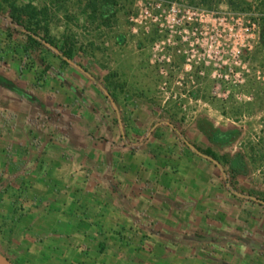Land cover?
Returning a JSON list of instances; mask_svg holds the SVG:
<instances>
[{
    "label": "rangeland",
    "instance_id": "1",
    "mask_svg": "<svg viewBox=\"0 0 264 264\" xmlns=\"http://www.w3.org/2000/svg\"><path fill=\"white\" fill-rule=\"evenodd\" d=\"M17 4L45 11L51 37L59 47L70 45L74 62L114 99L112 104L78 68L44 50L42 57L62 74L67 86L63 90L40 62L25 58L21 36L9 37L6 20L0 17V67L12 71L30 92L31 136L42 134L64 143L65 136L77 129H85L96 142L111 135L110 144L98 149L115 150L117 155L104 163L114 190L137 175L142 189L152 194L154 184L162 181L165 199L181 202L190 212L187 221L174 229L183 231L193 244L202 243V225L212 219L228 224L234 235L256 246L264 233V205L232 196L222 169L183 143L170 125L192 146L211 145L219 156L233 162L234 157L242 159L245 167L237 188L264 201V0H18ZM3 8L9 10L7 4ZM5 84L18 92L17 85ZM67 84L78 89L73 93L76 98ZM35 97L41 105H36ZM215 130L228 137L226 142H210ZM78 144L85 146L83 141ZM36 168L31 165V171ZM175 186L183 198L170 194ZM15 211L0 220V251L15 264H151V249L142 246L149 238L144 232L156 236L170 226L164 218L154 223L144 217L132 226L135 230L126 232L127 245L105 234L66 239L68 248L57 252L54 238L45 242L28 232L23 211ZM147 211L144 208V215H149ZM138 230L143 234L135 237ZM135 241H140L138 246Z\"/></svg>",
    "mask_w": 264,
    "mask_h": 264
},
{
    "label": "crops",
    "instance_id": "2",
    "mask_svg": "<svg viewBox=\"0 0 264 264\" xmlns=\"http://www.w3.org/2000/svg\"><path fill=\"white\" fill-rule=\"evenodd\" d=\"M79 72L93 82L83 71ZM16 77L12 71L0 67V220H6V215L15 210L23 211L30 228L28 232L39 234L45 242L54 238L56 251L60 248L62 252L63 246L68 248L66 239L75 237L93 239L106 234L127 245L124 237L126 232L135 230L133 225L140 224L144 217L154 223L164 218L170 224L168 231H157L156 236L144 232L145 238H149L142 242V246L151 249V264H264V233L253 246V242L234 235V229L228 224L212 219L202 225V243L193 244L183 231L176 232V224L187 221L190 212L182 207L184 204L181 202H173L169 196L165 199V195L161 194L162 190L166 191L162 181L154 184L153 192H156L152 194L142 189L143 183L137 175L121 182L120 187L114 190L108 172L110 168L104 163L117 155L115 150L100 152L98 149L110 144L111 135L96 142L98 139L85 129H77L65 136L64 143L47 139L42 134L32 137L28 120L31 95L28 89L18 84ZM54 78L63 90L67 87L62 76ZM5 83L17 85L18 92ZM68 88L76 98L74 94L78 89L71 84ZM85 96L87 93L83 99ZM38 99L34 98L35 103L41 105ZM84 103L87 104V101ZM117 125L121 138L124 136L123 128L120 122ZM80 141L85 146L78 144ZM33 164L37 168L31 171ZM25 171H28L27 174H22ZM106 173L107 176L103 177L94 175ZM4 177L8 181H4ZM206 184L202 185L204 190H207ZM168 191L173 196L182 197L180 187L175 186V190ZM45 201L49 202L45 204ZM17 205L19 209L14 210ZM144 208L150 211L149 215H144ZM142 232L138 230L134 236L138 237ZM139 242L134 244L138 246ZM48 247L45 245V248Z\"/></svg>",
    "mask_w": 264,
    "mask_h": 264
},
{
    "label": "trees",
    "instance_id": "3",
    "mask_svg": "<svg viewBox=\"0 0 264 264\" xmlns=\"http://www.w3.org/2000/svg\"><path fill=\"white\" fill-rule=\"evenodd\" d=\"M17 1L18 0H0V17L6 20V31L8 33V36H21L23 40L22 49L24 54L26 55L25 58H35L38 62H40L45 72L50 73L53 77L56 78L61 77L62 74L54 67H52L46 61V59L42 57V54L44 53V50H46L47 52L51 53L56 58L61 60L63 64L70 65V61H74L75 59L74 49L68 44H64L59 47L55 39L51 37L50 25L47 19L48 16L46 15L45 11H39L32 4L19 6L17 4ZM3 4H7L9 6L8 11L3 8ZM84 73L90 79H92L95 85H97L102 90L107 99L112 104H114V99L109 93L108 89L102 83L97 81V79L93 75H91L85 68ZM170 126L172 128V131L178 135L182 142L189 146V142L185 135L181 131H179L176 126ZM235 138L236 135L234 134V139ZM216 139L222 142H226L228 137L222 136L217 130H215L209 135V140L212 144H217V142L219 141H216ZM194 147L198 150L199 153L197 154L200 157L213 162L217 167H220L222 169L224 185L232 196L236 198H246L252 203L261 205L257 201H253L251 199L252 197H256L259 199L257 195L250 192H245L244 190H239L237 188V178L242 172H244L245 167V163L242 159L234 157L233 162V160L225 155L219 156L211 145L207 147L195 145Z\"/></svg>",
    "mask_w": 264,
    "mask_h": 264
},
{
    "label": "water",
    "instance_id": "4",
    "mask_svg": "<svg viewBox=\"0 0 264 264\" xmlns=\"http://www.w3.org/2000/svg\"><path fill=\"white\" fill-rule=\"evenodd\" d=\"M70 63L75 66L76 68H78L79 70L84 72V68L79 66L77 63H75L74 61H70ZM189 146L191 147L192 150H194L195 153H199L198 150L189 144ZM253 201H257L258 203H260L261 205H264V201L261 199H258L256 197H252L251 198ZM0 264H15L8 256H6L4 253H2L0 251Z\"/></svg>",
    "mask_w": 264,
    "mask_h": 264
},
{
    "label": "built area",
    "instance_id": "5",
    "mask_svg": "<svg viewBox=\"0 0 264 264\" xmlns=\"http://www.w3.org/2000/svg\"><path fill=\"white\" fill-rule=\"evenodd\" d=\"M172 11L175 13V12H177V9L175 7H173Z\"/></svg>",
    "mask_w": 264,
    "mask_h": 264
}]
</instances>
